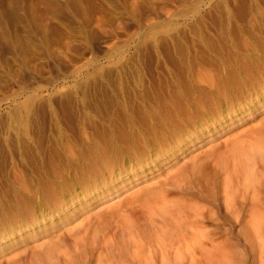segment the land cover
Instances as JSON below:
<instances>
[{"label": "rangeland", "instance_id": "1", "mask_svg": "<svg viewBox=\"0 0 264 264\" xmlns=\"http://www.w3.org/2000/svg\"><path fill=\"white\" fill-rule=\"evenodd\" d=\"M262 15L264 0H3L0 4V193L16 191L39 198L46 189H41L45 186L43 183L33 182L38 174V163L43 158L56 160L62 154L70 158L68 168L62 171L66 182L70 183L69 178L83 179L81 172L85 169L80 170L78 166L85 163L86 157L78 156V152L87 144L88 133L99 134L110 121L116 101L126 98L130 104L137 100L142 90L166 93L165 81L179 79L182 75L179 69L186 60V48L193 47L191 52H196L198 47L207 46L212 53L218 33H223L233 43L237 28L258 26L257 16ZM196 56L195 61L200 64L198 54ZM263 121L261 110L207 140L195 141L197 143L188 146L169 165L123 189L112 192L115 188L108 184L104 191L109 195L103 200L81 212L76 219L53 229L50 236L36 235L6 250L0 255V264L25 258L28 264V257L40 253L45 240L51 236L69 243L73 232L81 231L87 223L93 224L96 217L105 216L113 211L112 208L115 210L116 205L133 199L137 192L144 194L149 186L154 187L160 181V185L168 181L171 186L166 183L168 187L164 188L168 192L167 199L174 198L172 202L180 199L179 204L183 201L182 204L195 205L192 208L200 210L198 215L203 216L196 221L202 228L194 227L195 232L200 231L197 233L200 237L196 236L200 239L195 238L196 246L195 242L188 249L194 251L195 257L187 251L190 259L185 252L183 264H264V224L261 222L257 226L259 222L249 220L257 202L264 212L263 181L260 184L263 189L256 182V185L252 180L249 182L251 186L247 185L244 190L246 201L244 194L239 201L238 214L233 215L235 219L216 208L218 203L212 200L213 195L203 193V198L202 194L197 196L193 192L201 189L200 183L206 182L208 176L212 178L219 165L203 167L206 168L200 172H204L203 175L196 176V185L200 182L198 188L193 181L195 176L184 180V190L179 194L188 190L185 197L176 194L180 190L172 184L177 169L182 166L189 169L192 160L202 159L209 149L222 152L231 149L243 139L238 136L241 132L243 135ZM236 150L234 148L233 152ZM254 156V161H258ZM227 163L231 166L229 160ZM59 182L62 180L55 178L51 185ZM252 185L257 187V194L252 192L255 189L250 193ZM76 189L78 191V184L72 185L70 191ZM4 201L12 204L9 198ZM137 213L131 212L129 216L137 219ZM109 225L104 231L113 228V224ZM33 229H37L35 222L27 228L28 231ZM74 255L72 253L71 257ZM156 255L151 264H161V259L165 264L172 259V255L161 259L158 253ZM124 257L131 264L126 258L129 256Z\"/></svg>", "mask_w": 264, "mask_h": 264}, {"label": "bare ground", "instance_id": "2", "mask_svg": "<svg viewBox=\"0 0 264 264\" xmlns=\"http://www.w3.org/2000/svg\"><path fill=\"white\" fill-rule=\"evenodd\" d=\"M2 3L3 0H0V4ZM257 17L256 21L260 22L257 27H236L238 33L236 32L233 43L223 33H216V46L212 53L208 52L210 49H206L207 46L198 47L196 52H191L193 47L186 48V60L179 69L182 75L179 79L165 81L166 93L142 90L137 96V102L129 104L126 98L122 102L116 101L115 112L111 114L110 121L101 128L99 134L88 133L87 144L78 152V156L86 157L85 163L78 166L80 170L85 169L81 172L83 179L69 178L70 183L66 182L62 171L68 168L70 158L67 154H62L56 160L43 158L38 163V174L34 176L33 182L43 183L45 186L41 189H46L39 194V198L32 193H29L31 197L16 191L0 193V255L36 235L50 236L53 229L64 225L67 220L76 219L81 212L109 195L108 191H104L105 187L113 185L115 189L112 192L123 189L153 174L162 166L169 165L188 146L197 143L195 141L207 140L248 117L252 118L261 110L264 112V16ZM227 21L231 26V21ZM256 28L258 31L255 32ZM197 54L202 64L195 61L198 59ZM240 134L238 136L243 139L238 142L240 138L235 139L234 142L237 143L235 145L232 142L235 146H230L231 149L225 148L228 150L223 152L209 149L202 159L195 161L191 158L189 169L187 166L177 169L172 184L181 192L176 190V194L185 197L187 189V193L184 191L186 195L179 194L184 190L183 181L193 175L196 185V176L201 170L205 171L204 166L219 165L217 171H212V178L208 176L206 182L196 185L197 188L200 186L199 191L192 190L197 196L203 193H209L211 197L213 195L212 200L216 199L218 210H222L227 217L236 216L240 199L244 194V200L246 198L244 190L250 185L249 182L252 180L258 183L259 188L262 181V185L264 184V180L259 181L264 179V121L260 126L243 133L244 136ZM234 148L237 149L235 153ZM254 155L258 161H254ZM228 160L231 166L228 165ZM59 168L64 169L58 172ZM172 173L169 174L173 175ZM55 178H60L62 182L51 185ZM160 183L161 181L154 187L148 185L151 188H146L144 194L142 191V194L137 192L134 200H125L105 216L96 217L93 224L87 223L81 231L73 232L69 243H64L62 238L55 236L47 238L43 250L28 257V264H130L124 260L125 255L129 256L126 258L130 259L131 264H151L156 253L160 259L167 254L172 255L170 260L166 257L165 261L169 260L167 264H183L185 252L195 242L196 246L200 239L196 238L200 235L197 234L199 230L195 232L194 227H201L197 226L199 223L196 221L197 217L203 219V214L200 213L202 217L198 215L200 210L192 208L195 205L182 204L183 201L179 204L180 199L177 202H172L174 198L167 199L168 192L164 188L169 183ZM76 184L79 186L78 191H70L72 185ZM254 185L250 193L255 189ZM256 189L252 191L255 194L258 193ZM66 191L69 193L64 195ZM169 195L171 197L170 193ZM137 197L140 198L135 199ZM4 198H9L12 204L3 202ZM244 200L243 203L246 201ZM257 204L254 203L249 220L259 222H255L258 226L261 222L264 224V212L261 204ZM131 212L139 213L137 219L129 216ZM33 222L37 229L28 231L27 228L33 226ZM108 224H113V228L104 231ZM259 234L261 235L260 232ZM190 251L192 250L188 252ZM188 252L187 256L192 259L188 254L194 251ZM213 252L212 249L211 253ZM72 253H75L73 257ZM160 261L164 264L162 259ZM26 262L25 258L11 264Z\"/></svg>", "mask_w": 264, "mask_h": 264}]
</instances>
